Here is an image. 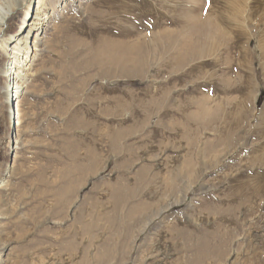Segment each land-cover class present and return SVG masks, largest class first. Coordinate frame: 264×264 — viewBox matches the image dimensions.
<instances>
[{"label":"rangeland","instance_id":"374dc122","mask_svg":"<svg viewBox=\"0 0 264 264\" xmlns=\"http://www.w3.org/2000/svg\"><path fill=\"white\" fill-rule=\"evenodd\" d=\"M31 1L35 0H26L23 10L10 18V35L16 33V23L23 21ZM95 1L50 0L55 17L48 19L41 35L32 38L34 56L25 67L30 74L27 88L21 96L20 92L12 93L16 96L13 128L3 103L7 92L3 66L9 55L0 49V264H194L199 258L207 261L198 264H264V199L246 203L240 192L229 190L240 178L242 162L250 159L255 136L245 138L240 156L238 151L220 147L207 156L204 133L190 124L186 131L189 138L180 143L178 153L156 149L146 164L150 172L139 176L136 171L144 162L139 160V140L132 145L136 154L133 163L117 169L114 159L107 158V137H99V130L109 131L114 124L130 121L131 110L125 104L130 102L127 105L131 106L133 92L140 91L144 82H154L153 93L160 92L166 83L159 63L142 80L126 77L120 68L97 60L101 53H93L91 39H106L98 43L100 48L112 41L117 44L125 39L127 25L124 20L107 18L106 27L101 28L99 15L92 20L95 28L91 30L87 7ZM84 39L89 41L79 50L75 45ZM72 64L81 69L73 76L63 74ZM250 78L254 86L251 109L258 114L264 101L258 63ZM10 86L14 88L15 83ZM191 88L189 85L181 92L190 93ZM196 96L183 99L191 113L196 109H188L189 101L198 99ZM147 122L155 126L157 118ZM255 122L253 119L251 125ZM135 125L142 126L140 121ZM87 127L93 129V136H87ZM142 130L147 131L146 127ZM165 132L164 145L173 139ZM98 142L105 160L85 186L78 185L76 193L69 196V209L59 208V214L51 219L53 182L76 165V158L96 152ZM144 146L153 148L151 143ZM118 173L126 179L116 178ZM261 174L264 177V172ZM116 184L121 196L125 195L116 212L106 209V216L81 236L64 234L71 227L81 228L92 204L107 196V185ZM139 203H146L145 210L139 211L132 225L127 224L129 210ZM65 213L69 215L66 220L58 218Z\"/></svg>","mask_w":264,"mask_h":264},{"label":"bare ground","instance_id":"6f19581e","mask_svg":"<svg viewBox=\"0 0 264 264\" xmlns=\"http://www.w3.org/2000/svg\"><path fill=\"white\" fill-rule=\"evenodd\" d=\"M25 1L0 0V49L9 55V60L3 66L6 77L4 86L7 89L3 103L5 113L11 115L12 128L15 124L13 102L16 100L13 94L20 92L21 96L30 77L25 67L34 56L32 38L41 35L48 19L55 17L50 0L31 1L25 7L23 21L16 23V33L10 35L9 20L23 10ZM87 9L89 24L100 15L98 21L101 28L106 27L104 23L107 18L124 20L127 25V30L124 29L126 41L124 39L117 44L112 41V44L100 48L98 43L101 40L105 43L106 39L98 36L91 39L93 53H101L97 57L99 62H108L120 68L126 77L137 78H145L144 75H148L149 70L159 63L157 67H161L166 83L160 92L153 93L154 82H144L140 91L133 92L131 106L127 105L130 102L125 104L131 110L130 121L126 125L114 124L109 131L104 128L99 130V137H107L104 144L109 150L107 158L114 159L116 168L135 161L132 145L139 140L137 145L142 150L139 160L146 163H141L136 173L137 176L149 173L146 164L151 162L157 152L155 150L161 153L166 149L177 152L182 146L180 143L189 138L186 131L190 124L193 127L196 125L194 128L198 133H204L207 156L211 151L216 152L217 147L238 151L237 156H240L245 147V138L253 135L256 143L250 159L242 162L238 170L240 178L230 185L229 190L240 192L246 203L259 197L264 199V177L261 174L264 172V101L259 113H253L254 86L250 78L251 70L258 63L264 81V0H96ZM90 28L92 30L95 26L91 24ZM88 41L84 39L75 46L80 50L86 47ZM81 51L77 52L81 54ZM11 64L13 66H8ZM80 69L79 65L72 64L63 74L73 76ZM10 80L15 83L14 88L10 86L11 89ZM189 85H192L191 94L182 93ZM192 94H196L198 99H190L188 109H196L195 113L186 110L183 104V99H188L185 96ZM154 117L157 122L152 126L147 121ZM253 119L256 120L254 126L251 125ZM138 121L142 126L135 125ZM144 123L146 132L142 130ZM86 131L88 137L93 136L92 128L87 127ZM165 131L173 135L166 145L162 135ZM147 143L153 144L151 150V146H144ZM95 144L96 152L89 151L84 157L76 158V165L61 173L60 181L53 182L51 219L54 220L59 214V208L69 209V196L76 193L78 185L85 186L87 178L96 173L105 160L101 143ZM85 161L87 165L83 164ZM115 177L126 179L121 173ZM93 191L94 188L90 193ZM120 191L118 184L107 185L104 189L107 196L102 195L92 204L82 223L81 216L77 219L81 228L71 227L64 234L75 237L88 232L98 219L106 216V209L115 211L118 202H124L122 199L125 195L121 196ZM154 205L151 204L152 207ZM145 206L146 203H139L129 210L127 224L132 222V225ZM67 215L65 213L64 217L58 218L66 220ZM124 224L129 226L126 222ZM206 261L207 258H199L194 264Z\"/></svg>","mask_w":264,"mask_h":264},{"label":"trees","instance_id":"16d2710c","mask_svg":"<svg viewBox=\"0 0 264 264\" xmlns=\"http://www.w3.org/2000/svg\"><path fill=\"white\" fill-rule=\"evenodd\" d=\"M261 99V94H260V96H259V99H258V101Z\"/></svg>","mask_w":264,"mask_h":264},{"label":"built area","instance_id":"2783aa9c","mask_svg":"<svg viewBox=\"0 0 264 264\" xmlns=\"http://www.w3.org/2000/svg\"><path fill=\"white\" fill-rule=\"evenodd\" d=\"M11 81H12V80H10V84H11ZM10 94H11V93H10ZM10 128H11V127H10Z\"/></svg>","mask_w":264,"mask_h":264}]
</instances>
